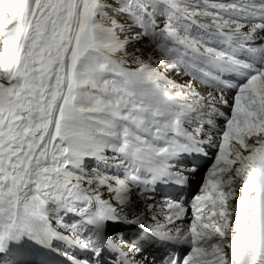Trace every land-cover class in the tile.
I'll return each mask as SVG.
<instances>
[{"label": "snow or ice", "instance_id": "snow-or-ice-1", "mask_svg": "<svg viewBox=\"0 0 264 264\" xmlns=\"http://www.w3.org/2000/svg\"><path fill=\"white\" fill-rule=\"evenodd\" d=\"M264 264V0H0V264Z\"/></svg>", "mask_w": 264, "mask_h": 264}, {"label": "bare ground", "instance_id": "bare-ground-1", "mask_svg": "<svg viewBox=\"0 0 264 264\" xmlns=\"http://www.w3.org/2000/svg\"><path fill=\"white\" fill-rule=\"evenodd\" d=\"M53 255H55V254H53ZM49 256H51V255H49ZM56 256H58V255H56ZM52 261H55V258L52 257ZM61 262H62V260H61Z\"/></svg>", "mask_w": 264, "mask_h": 264}]
</instances>
